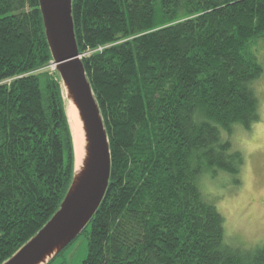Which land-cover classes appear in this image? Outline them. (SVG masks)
<instances>
[{
	"label": "trees",
	"instance_id": "16d2710c",
	"mask_svg": "<svg viewBox=\"0 0 264 264\" xmlns=\"http://www.w3.org/2000/svg\"><path fill=\"white\" fill-rule=\"evenodd\" d=\"M71 9L110 153L82 264H264V246L226 243L200 188L244 166L229 135L260 117L253 47L264 0H72ZM51 63L38 0H0V264L48 223L74 177Z\"/></svg>",
	"mask_w": 264,
	"mask_h": 264
},
{
	"label": "water",
	"instance_id": "95a60500",
	"mask_svg": "<svg viewBox=\"0 0 264 264\" xmlns=\"http://www.w3.org/2000/svg\"><path fill=\"white\" fill-rule=\"evenodd\" d=\"M72 0H38L44 35L64 94L66 115L72 105L83 136L84 157L57 212L19 251L3 264H48L85 230L108 187L110 153L107 136L81 56L72 21ZM73 149L75 135L70 121Z\"/></svg>",
	"mask_w": 264,
	"mask_h": 264
},
{
	"label": "rangeland",
	"instance_id": "374dc122",
	"mask_svg": "<svg viewBox=\"0 0 264 264\" xmlns=\"http://www.w3.org/2000/svg\"><path fill=\"white\" fill-rule=\"evenodd\" d=\"M253 51L263 68L261 77L254 82L260 117L248 131L237 127L229 135L232 150L244 158L242 171L237 177L219 173L214 179L205 176L200 182L204 197L224 220L226 243L243 249L264 246V39L254 45ZM234 179L239 180L238 184ZM87 253L88 238L82 234L50 264H82Z\"/></svg>",
	"mask_w": 264,
	"mask_h": 264
},
{
	"label": "bare ground",
	"instance_id": "6f19581e",
	"mask_svg": "<svg viewBox=\"0 0 264 264\" xmlns=\"http://www.w3.org/2000/svg\"><path fill=\"white\" fill-rule=\"evenodd\" d=\"M68 117L71 125L73 126L74 131V139H75V163L76 167L78 168L80 165V161L84 157V146L85 143L83 141V136L81 133L80 123L77 118V112L75 111L74 107L72 105H69L68 107Z\"/></svg>",
	"mask_w": 264,
	"mask_h": 264
},
{
	"label": "built area",
	"instance_id": "2783aa9c",
	"mask_svg": "<svg viewBox=\"0 0 264 264\" xmlns=\"http://www.w3.org/2000/svg\"><path fill=\"white\" fill-rule=\"evenodd\" d=\"M80 58H82V56Z\"/></svg>",
	"mask_w": 264,
	"mask_h": 264
}]
</instances>
